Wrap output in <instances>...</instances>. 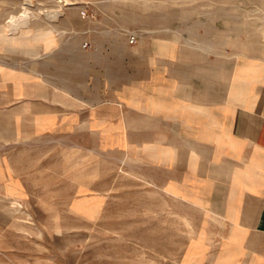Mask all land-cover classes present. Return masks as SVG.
Segmentation results:
<instances>
[{
    "label": "crops",
    "instance_id": "obj_1",
    "mask_svg": "<svg viewBox=\"0 0 264 264\" xmlns=\"http://www.w3.org/2000/svg\"><path fill=\"white\" fill-rule=\"evenodd\" d=\"M32 18L13 32L0 23V50L57 46L58 29ZM136 43L142 66L94 95L65 91L25 56L0 59V151L51 137L124 154L126 188L147 197L124 203H153L154 224L182 230L172 264H264V54L218 36Z\"/></svg>",
    "mask_w": 264,
    "mask_h": 264
},
{
    "label": "rangeland",
    "instance_id": "obj_2",
    "mask_svg": "<svg viewBox=\"0 0 264 264\" xmlns=\"http://www.w3.org/2000/svg\"><path fill=\"white\" fill-rule=\"evenodd\" d=\"M26 2L0 0V23L31 8L33 24L58 29L57 46L38 54L1 48L0 59L17 64L25 56L24 66L68 92L94 95L95 84L117 85L136 73L143 60L129 41L132 33L137 39L218 36L264 54V0ZM60 4L64 14L47 19L43 11ZM144 198L126 188L124 154L51 137L2 144L0 264H172L184 243L182 230L168 232L161 217L154 224L153 203H124Z\"/></svg>",
    "mask_w": 264,
    "mask_h": 264
},
{
    "label": "bare ground",
    "instance_id": "obj_3",
    "mask_svg": "<svg viewBox=\"0 0 264 264\" xmlns=\"http://www.w3.org/2000/svg\"><path fill=\"white\" fill-rule=\"evenodd\" d=\"M26 4L30 6L32 4V0H26ZM64 3L68 2L69 0H62ZM31 9V8H30ZM27 10L26 12H19L15 18H13L7 25L8 30H18V28H23L25 25H27L30 22V19L36 14L34 10ZM45 12V13H44ZM44 14H46L50 19H57L60 14L62 13V5L60 4L59 7H51L49 9H45L43 11ZM35 18V17H33ZM32 18V19H33ZM7 30V31H8ZM32 33V32H31ZM8 35V34H7ZM30 45V44H29ZM53 45V44H52ZM18 46V44H17ZM20 46V45H19ZM20 48V47H19ZM29 51V50H28ZM31 51V50H30ZM36 51V50H35ZM38 52V51H37ZM36 52V53H37Z\"/></svg>",
    "mask_w": 264,
    "mask_h": 264
},
{
    "label": "built area",
    "instance_id": "obj_4",
    "mask_svg": "<svg viewBox=\"0 0 264 264\" xmlns=\"http://www.w3.org/2000/svg\"><path fill=\"white\" fill-rule=\"evenodd\" d=\"M129 41H130L131 43H135V42L137 41V36H136V34H134V33L130 34V36H129Z\"/></svg>",
    "mask_w": 264,
    "mask_h": 264
}]
</instances>
